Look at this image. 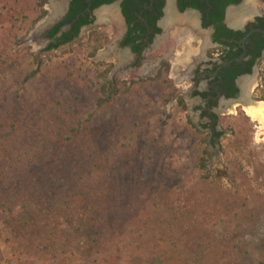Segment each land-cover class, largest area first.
Returning a JSON list of instances; mask_svg holds the SVG:
<instances>
[{
    "label": "rangeland",
    "instance_id": "1",
    "mask_svg": "<svg viewBox=\"0 0 264 264\" xmlns=\"http://www.w3.org/2000/svg\"><path fill=\"white\" fill-rule=\"evenodd\" d=\"M45 11L32 25L36 0H0V264H264L260 126L220 100L208 145L190 81L142 71L152 48L121 70L113 44L50 50Z\"/></svg>",
    "mask_w": 264,
    "mask_h": 264
},
{
    "label": "flooded vegetation",
    "instance_id": "2",
    "mask_svg": "<svg viewBox=\"0 0 264 264\" xmlns=\"http://www.w3.org/2000/svg\"><path fill=\"white\" fill-rule=\"evenodd\" d=\"M49 1L50 0H48V2ZM72 1L73 0H61V8H64V13L61 19L52 27L44 29L46 42L48 44H53L54 41L52 39H48L46 34L65 18L70 10V4ZM201 1H207V7L214 8L213 5H210L208 0ZM246 1L250 2V5H247ZM92 2V0H83V15H88L91 22L82 26L78 34L70 42L66 43V45L75 43V40L80 36L82 31H86V38L80 42L83 44L88 42L91 33L103 32L105 33L106 39L102 48L97 52L103 50L105 48V44H113V50L117 53L122 54V56L127 55L126 53H128L137 60L142 57L146 50L151 48L154 49V45L164 35V26L168 18L167 11L169 10V7L171 9V13H174L172 5L169 3L167 5L166 13L164 14V8L167 3V0H165L162 8V15L156 22V27L160 30V33L154 35L149 28L148 21L142 16L145 9L138 14L137 20L144 27V37L143 39L136 41V44L147 45L143 47L139 54H137L133 52L132 46L123 45L127 44L125 40L130 29L121 10L123 0L119 6V13L115 12L121 24V32L116 41L112 40L108 30L106 31L94 28L95 25H105L107 29L108 26L105 20L106 16L104 14H106L108 9L114 8L104 7L115 2L91 9ZM175 3L176 9L179 13H174V16L183 17L186 14H192L193 17L195 16L193 19L194 24L192 26L198 34L193 37V43L191 42L192 47L196 49L199 47V44L203 45L199 59L195 61L192 67H190L185 76L187 80L184 84L190 81L191 85L185 86L182 94L183 97L188 95L189 98L198 99L199 104L197 106V111L199 112L200 119L198 127L200 130L207 131L206 142L208 144L215 133L221 132L217 129L219 118L216 112V108L218 107L220 100H223L224 105H230L231 108H234L237 104V107L234 109L238 107L242 108V105L244 106L249 103L258 104L260 102H264L258 100V97L260 96V76L262 67H264V33L258 30L264 31V0H240L238 3L231 2L227 4L223 8L221 21L220 23L218 22L217 25L210 23L211 21L208 15L204 19L202 14L195 9L185 8V10L180 11L178 8V0H175ZM152 4L153 2L150 0V4L146 9H150ZM189 10L195 11L196 13ZM47 11H49V9ZM121 15L124 22H122ZM204 21L208 23L206 27L203 26ZM46 22L48 23V21ZM188 26L189 25H185V28H188ZM71 27V24L64 25L56 37L60 36L62 33L70 32ZM150 36H152V38H150ZM105 51H108V49ZM151 52H153V50ZM106 56L107 58H110L111 61V56H113V54L108 53ZM114 56L117 57L116 54H114ZM125 57L126 59L123 63L124 65L122 64V67L118 70L124 69L128 64V62H126L127 56ZM155 57L156 58L154 60H149V62L146 63L148 68L145 71L149 74L157 75L165 61H167L166 63L171 62L167 60V58H163L161 56ZM114 61L115 59L111 62L115 64ZM150 62H152V65ZM251 62L252 67L250 73H240L241 71L246 70ZM234 65L237 66L234 67ZM129 68L130 67H128V69ZM171 69L172 68L170 67V72ZM253 82L255 83V87L253 86ZM241 83H244V85L242 86ZM230 84H232L230 88H233L235 94L233 97H227V89H229L228 85ZM195 93L197 94L195 95ZM203 94H205V96H202Z\"/></svg>",
    "mask_w": 264,
    "mask_h": 264
},
{
    "label": "trees",
    "instance_id": "3",
    "mask_svg": "<svg viewBox=\"0 0 264 264\" xmlns=\"http://www.w3.org/2000/svg\"><path fill=\"white\" fill-rule=\"evenodd\" d=\"M37 6L39 8V17L33 21L32 25H35L38 20L43 18L46 15V11L44 9V6L46 4V0H36ZM91 9H95L101 5L105 4H111L115 2L116 0H92ZM210 5H213L214 8H208L206 2H202L201 0H178V8L180 11L185 10V8H192L197 11H199L203 18L205 19L207 15L210 18V23L218 24L220 23L223 13V8L227 4L233 2L238 3L240 0H208ZM153 4L148 8L150 4V0H123L121 4V10L123 13V16L125 17L127 25L130 27L128 35L126 37L125 42L127 44L123 45H129L132 46L133 52L139 54L144 46L147 44H136V41L139 39H143L144 37V27L141 25L140 22H138L137 17L138 14L141 13L142 10L145 9L143 13V18L148 21V25L150 30L154 34H159L160 30L156 27L157 20L162 15V8L164 6L165 0H152ZM83 0H73L70 4V10L68 14L65 16V18L56 24L51 31H49L46 36L48 39H52L54 41L53 44H50L49 49L56 50L61 46L66 45V43L70 42L79 32L80 28L84 25H87L91 22V19H89L88 15H83ZM71 24V31L67 33H62L60 36L56 37V35L60 32L61 28L64 25ZM208 23L204 21L203 26L206 27ZM152 35V36H153ZM150 36V38H152ZM106 39L105 33L103 32H93L90 34L89 40L87 43H73L70 45L79 47L80 51L83 53V56L87 59L92 58L96 52L102 48L104 45V41ZM94 70L93 72L96 73V79L98 81V86L100 90L101 97L98 100L99 105H103L105 103L110 102L114 96H116V90L113 89V84L111 81L107 79V74L110 71V64H104V63H97L93 64ZM237 65H234L236 67ZM168 65L167 63L163 64L164 69H167ZM252 67V62L249 63L248 68L244 71H241L240 73H250ZM27 74L25 77V81H28L31 79L32 75ZM260 84H259V90H260V96L258 97V100L264 101V67H262L261 76H260ZM232 84L228 85L227 89V97H233L234 91L233 88H230ZM126 90V89H125ZM127 91V90H126ZM197 93H195L196 95ZM202 96H205L203 94ZM179 105L181 107L185 108L183 100H179ZM247 120L248 118L245 117ZM216 125V124H215ZM214 125V126H215ZM222 133H215L214 136L209 141V145H214L221 137ZM206 151H203V155H206ZM201 169H205V158L202 157L201 159Z\"/></svg>",
    "mask_w": 264,
    "mask_h": 264
},
{
    "label": "bare ground",
    "instance_id": "4",
    "mask_svg": "<svg viewBox=\"0 0 264 264\" xmlns=\"http://www.w3.org/2000/svg\"><path fill=\"white\" fill-rule=\"evenodd\" d=\"M60 1L61 0H51V6L49 7L50 16L44 20L45 22L39 25V28L42 26L45 27L47 24L46 21L49 22L60 12L62 6ZM246 4L250 5V2L246 1ZM173 14L174 13H171V9L169 7V10L167 11L168 18L166 24L164 23V35L154 45L153 54L158 57L161 56L163 58H167V60L171 62L172 78L178 83V86H181L187 80L185 76L188 70L190 67H192L195 61L199 59L203 45L199 44V47L194 49L191 44L194 39L193 37L198 34V32H196L195 28L192 26L194 24L193 19L195 16L193 17L192 14H186L184 16L182 15L183 17H176ZM104 15L106 16L105 20L108 22V31L111 34V38L113 41H116L121 32V24L116 16L115 10L108 9ZM185 25H189L188 28H185ZM113 48L114 47L109 46L108 51L102 53L101 57L107 58L106 55H108V53L113 55L116 54L117 58L114 62L116 69H119L125 62L126 57L124 54V56H122V54L117 53L115 50H113ZM113 60L114 59L111 61ZM147 68L148 66L145 64V67H143L142 71L146 70ZM254 84L255 83L253 82V86ZM241 85L243 86L244 83H241ZM235 107H237V104L234 106V108ZM242 108L245 115L252 122L257 123L260 126L259 131H261L260 133H257V137H259V135L262 136L264 142V102H260L258 104L249 103L244 106L242 105ZM232 109L233 107L230 110Z\"/></svg>",
    "mask_w": 264,
    "mask_h": 264
},
{
    "label": "water",
    "instance_id": "5",
    "mask_svg": "<svg viewBox=\"0 0 264 264\" xmlns=\"http://www.w3.org/2000/svg\"><path fill=\"white\" fill-rule=\"evenodd\" d=\"M121 2H122V0H118V1H116L115 3H113V4H111V5H109V6H106V7H104V8H109V7H111V8H114V10H115V12L116 13H119L118 12V10H120V4H121ZM171 4L172 5V7H173V11H174V13L175 14H178L179 12H178V10L176 9V3H175V0H167V3H166V5H165V8H164V14L166 13V9H167V5L168 4ZM51 6V0L49 1V6H46V10H48V8ZM63 9V10H62ZM63 11V12H62ZM189 11H192V10H189ZM192 12H194V13H196L195 11H192ZM63 13H64V8L62 7L61 8V10H60V12L56 15V16H54L46 25H45V27H43L44 29H48V28H50V27H52L56 22H58L60 19H61V17H62V15H63ZM49 15H50V13H49ZM49 17V16H48ZM47 17V18H48ZM46 18V19H47ZM123 17H122V15H121V19H122ZM45 19V20H46ZM122 22H124V19H122ZM42 23V22H41ZM40 23V24H41ZM39 24V25H40ZM38 25V26H39ZM37 26V27H38ZM258 31H260V32H262V33H264V31L263 30H258Z\"/></svg>",
    "mask_w": 264,
    "mask_h": 264
}]
</instances>
